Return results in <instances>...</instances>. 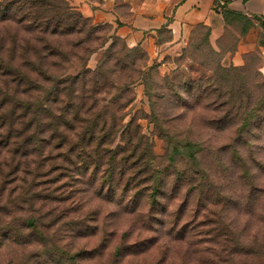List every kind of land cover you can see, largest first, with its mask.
Here are the masks:
<instances>
[{"label": "rangeland", "instance_id": "1", "mask_svg": "<svg viewBox=\"0 0 264 264\" xmlns=\"http://www.w3.org/2000/svg\"><path fill=\"white\" fill-rule=\"evenodd\" d=\"M117 2L121 4L119 14H129V7ZM69 3L79 11L72 0ZM21 26L12 20L0 26V37H8V42L3 40L8 55L14 40L17 44L22 39L35 42L41 36L27 33ZM103 26L112 35L113 26ZM226 27L220 46L215 49L211 45L215 54L204 43L207 30L200 26L191 29L186 39L167 29L161 34L158 31L154 41L139 45L147 55V70L156 67L157 71L151 73L152 94L157 100L161 124L171 133L168 140L161 137V131L149 119L137 120L140 132L132 133L135 142L143 140V145L151 148L153 154L148 156H153V167L161 175L156 206L150 210L153 186L147 179L153 169L145 171L149 159L141 157L142 147L134 155H118L113 162L108 156L102 157L97 170L95 165L85 170L80 158L66 159L69 167L73 165L69 170L65 163L61 165L56 150L48 159H34L23 173L0 171V179L7 176L9 183L4 199L0 200V222L14 219L18 224L25 217L40 220L44 225L42 231L51 239L48 247L55 250L50 256H42L44 246L7 242L0 248V264H63L55 246L71 252L85 251L87 258L80 264H201L202 224L208 218L233 222L237 236L246 242L257 238L254 248L261 249L258 245L264 243V31L258 22L248 31L247 24L241 22ZM101 37L107 36L102 33ZM74 51L84 57L80 49ZM236 57L239 64L233 62ZM53 61L56 63L51 64L52 74L75 75L80 68L77 61L74 66L63 63V67L55 66L60 63L58 59ZM101 61L99 51L87 61V69L96 70ZM219 66L242 70L223 80ZM114 70L106 85L86 89L84 98L93 108V118L99 119V124L107 121L110 125L111 111L118 113L117 119L127 111L137 117L149 115V100L142 83L133 86L132 104L118 112L128 97L127 93L120 95L119 90L131 74L119 68ZM164 78L177 88L161 91L167 100L158 98ZM200 84L209 89L210 99L202 101L195 96L201 93ZM218 87L222 92L212 94ZM117 97L121 100L115 101ZM260 105L262 112L251 118L250 129L235 141L236 129L247 119L248 111ZM100 110L106 111L107 117L102 119ZM129 119L118 120V127ZM186 139L200 147L194 165L183 145ZM119 140L120 134L115 137V145ZM176 145H181V154L174 155L175 163H171ZM235 148L244 164L236 160ZM3 149L0 145V161L7 151ZM106 168L115 170L112 182L107 180ZM12 189L25 191L24 203H16L17 193L10 197ZM210 195L216 204L212 206L213 212L204 208L209 207ZM1 223L0 226L4 225ZM149 223V229H144ZM189 223L194 224L189 228ZM183 227L185 233H190L183 235ZM119 247L122 255L116 257Z\"/></svg>", "mask_w": 264, "mask_h": 264}, {"label": "trees", "instance_id": "2", "mask_svg": "<svg viewBox=\"0 0 264 264\" xmlns=\"http://www.w3.org/2000/svg\"><path fill=\"white\" fill-rule=\"evenodd\" d=\"M221 14L226 26L241 22L247 24L246 31H248L254 27V22H258L264 31V20L258 16H245L227 8L223 9ZM11 20L25 27V32L37 33L41 36L35 42L22 39L17 44L14 40L10 55L7 54L3 44V40L8 42V37H0V145L4 147L3 150H7L0 161V171L9 169L13 174L23 173L24 167H30L34 159H48L56 150L59 151L58 157L61 158L63 166L66 164V159L80 158L85 163V170H90V165H95L97 170L101 167L102 157L108 156L109 161L113 162L118 155L131 156L142 147L141 157L146 156L149 159L145 163V171L153 169L149 171L151 174L147 179L153 186L149 204L152 210L156 206L161 175L153 167V156L152 158L148 156L153 154L151 148L148 144L143 145V140L135 142L132 133L139 131L140 126L137 120L149 119L161 131V137L167 140L171 138L170 130L167 132L161 124L156 109L157 100L152 94L154 87L151 84V73L157 71L156 67L147 70V55L139 46L133 49L128 48L125 40L111 35V31L106 32V26L95 25L90 19L84 18L79 11L71 7L69 0H0V26ZM200 27L207 30L203 41L215 54L209 41L210 30L204 26ZM164 30L166 31L167 28L163 27L159 30V34ZM102 33H105L107 37H101ZM72 39L76 41H71ZM117 48L118 51H116ZM74 49H80L84 57L79 56L80 52ZM99 51L102 52L100 65L94 71L87 69V61ZM113 56H115L114 60ZM54 59L60 61L55 65H59L57 67H63L67 63L74 66V61H77L80 63V68L75 75L52 74L50 70H52L51 64ZM116 68L120 71H129L131 74L127 76V82L119 90L120 95L127 93L128 97L124 99L118 112L125 111L132 104L131 92L137 83L144 85L151 112L149 115L144 113L143 116L137 117L127 111L117 119L118 113L111 111L110 118L113 122L110 125L107 121L99 124V119L93 118V108L86 102L84 95L86 89L91 91L102 83L106 85L109 74ZM217 70L222 73L224 80L242 69L219 66ZM107 74L108 77H106ZM162 82L163 86L158 98L167 100V96L161 91L177 88L173 83L170 85L167 78H164ZM200 89L201 93L195 95L196 97L202 98V101L211 98L206 86L200 84ZM218 91L222 92L220 87L212 90V94ZM192 96L194 95H190ZM118 100L121 98L115 99V101ZM262 110L260 105L259 108L248 111L247 119L236 129L235 141L239 140L240 136L242 138L250 129L251 118L256 117ZM106 113V111H99L102 119L107 117ZM127 117H130L129 121L118 127L117 121L124 122ZM118 134H120V143L115 145V137ZM140 137L143 138L141 135ZM183 145L188 150L191 163L196 164L197 155L200 152L199 144L192 139H186ZM180 147L181 145L173 147L171 163H175L174 155L181 154ZM234 150L236 160L241 161L237 148ZM92 161L93 163H90ZM241 162L244 164L243 161ZM65 166L69 170L73 168V165ZM63 168L61 167L62 170ZM106 170L107 180L110 179L112 182L115 170L113 168H106ZM59 171L61 172L60 169ZM153 174L157 175L153 176ZM2 179H0V200L4 199L6 185L9 184L7 176H2ZM199 189L203 190L200 186ZM16 193L18 195L16 203H24V197L27 195L25 191L12 189L10 197ZM214 202L210 195L209 207L204 206V208L213 212L212 206L216 205ZM1 224L4 225L0 226L3 227L0 229V248L7 242L19 245L36 243L44 246L42 256L53 254L55 249L48 247L51 239L42 231L40 220L25 217L21 218L18 224L14 219ZM193 224L189 223L188 227H192ZM150 225L151 223L145 224L143 227L149 229ZM202 227L201 264H264V243L260 242L262 245H258L260 250L254 248L258 243L257 238L246 242L242 236H237L233 222L208 218ZM168 228L169 225L166 229L169 230ZM185 229L184 227L181 229L183 235L190 233H185ZM172 232L174 230L171 234ZM124 236H127V233ZM55 248L58 260L63 264H80L87 258V253L83 250L71 252L68 249H59L57 246ZM115 255L116 257L122 255L121 247L116 250Z\"/></svg>", "mask_w": 264, "mask_h": 264}, {"label": "crops", "instance_id": "3", "mask_svg": "<svg viewBox=\"0 0 264 264\" xmlns=\"http://www.w3.org/2000/svg\"><path fill=\"white\" fill-rule=\"evenodd\" d=\"M120 1L129 7V14H119L121 4L117 0H72V5L95 25L113 26L112 35L125 40L130 49L154 41L153 36H157L163 27L171 30L176 37L181 38L183 35L186 39L191 29L201 25L210 30V44L216 49L227 29L221 14L225 8L264 20V0ZM236 61L239 64L237 57L233 59V62Z\"/></svg>", "mask_w": 264, "mask_h": 264}]
</instances>
